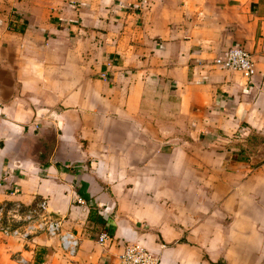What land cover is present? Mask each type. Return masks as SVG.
<instances>
[{"label":"crops","instance_id":"obj_1","mask_svg":"<svg viewBox=\"0 0 264 264\" xmlns=\"http://www.w3.org/2000/svg\"><path fill=\"white\" fill-rule=\"evenodd\" d=\"M0 109V210L78 241L0 234V264H264V0H0Z\"/></svg>","mask_w":264,"mask_h":264},{"label":"built area","instance_id":"obj_2","mask_svg":"<svg viewBox=\"0 0 264 264\" xmlns=\"http://www.w3.org/2000/svg\"><path fill=\"white\" fill-rule=\"evenodd\" d=\"M212 65L221 70L238 73L246 80H250L254 72L252 54L240 46L229 48L223 56L216 57ZM2 118L0 109V123ZM77 203L81 204L82 200L77 199ZM7 212L0 210V234L3 237L26 240L30 236L44 233L50 238H58L62 250L68 256L75 255L78 241L70 234L60 231L59 222L54 221L47 212L45 200L38 201L24 210L17 207ZM106 238L107 236L103 234L98 242L102 244ZM118 264H160V260L156 254L132 243L124 247Z\"/></svg>","mask_w":264,"mask_h":264},{"label":"rangeland","instance_id":"obj_3","mask_svg":"<svg viewBox=\"0 0 264 264\" xmlns=\"http://www.w3.org/2000/svg\"><path fill=\"white\" fill-rule=\"evenodd\" d=\"M249 145V144H248ZM255 144L254 143H252L251 144V147L254 149L255 148V146H254ZM246 150L248 151V150H250V149H248V148H246ZM251 151V152H250ZM248 153H246L245 152V154H244V156H245V159H247L249 162H253V161H255V160H257V158H261V155L259 154L258 155V157L255 155V153H253L252 152V150H250ZM263 157H264V155H263ZM263 236H264V234H257V238L255 239V240H252V239H249L250 241H248L247 242V240L246 239H243V246L245 247L246 245H247V243L248 244H252V243H255L256 245H258V246H261L262 245V242H263Z\"/></svg>","mask_w":264,"mask_h":264},{"label":"trees","instance_id":"obj_4","mask_svg":"<svg viewBox=\"0 0 264 264\" xmlns=\"http://www.w3.org/2000/svg\"><path fill=\"white\" fill-rule=\"evenodd\" d=\"M91 214H92V212H91ZM101 222H103V220H101ZM101 222H100V223H101ZM102 224H104V222H103Z\"/></svg>","mask_w":264,"mask_h":264}]
</instances>
